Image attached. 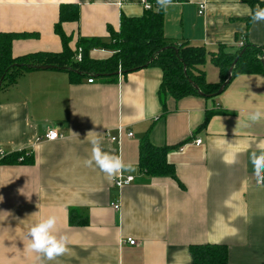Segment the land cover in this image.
I'll list each match as a JSON object with an SVG mask.
<instances>
[{
	"label": "crops",
	"instance_id": "0c3cea01",
	"mask_svg": "<svg viewBox=\"0 0 264 264\" xmlns=\"http://www.w3.org/2000/svg\"><path fill=\"white\" fill-rule=\"evenodd\" d=\"M62 6L77 9L76 21L61 24L71 51L78 39H105L122 16L144 12L138 0H0V33L21 36L12 42L13 57L61 51L54 25ZM250 11L241 0H176L162 9V32L207 53L235 49L242 39L262 46L264 22L247 24ZM110 54L89 51L94 59ZM202 69L207 83L218 82L208 55ZM161 77L156 67L74 81L65 71L33 70L0 90V158L19 151L32 156L30 164H0V264H41L38 254L25 251L26 236L49 215L58 217L70 252L45 264H192L188 248L204 244L226 246L228 264H264V184L250 160L264 142V116L249 119L264 112V75H237L215 97L163 103ZM207 112L213 115L204 124ZM49 131L59 138L45 140ZM96 135L104 151L132 165L134 171L120 175L132 176V183L117 189L116 178L85 166ZM143 138L168 148L181 186L138 171ZM72 210L87 223L71 225Z\"/></svg>",
	"mask_w": 264,
	"mask_h": 264
},
{
	"label": "trees",
	"instance_id": "16d2710c",
	"mask_svg": "<svg viewBox=\"0 0 264 264\" xmlns=\"http://www.w3.org/2000/svg\"><path fill=\"white\" fill-rule=\"evenodd\" d=\"M152 8L144 10L139 17L122 16L117 32L110 31L109 36L102 38H80L76 49L71 51L68 47L69 37L61 31V24L77 20V9L74 6H62L59 10L58 22L54 25V32L60 38L62 49L58 53L36 52L24 56L13 57L11 54L12 42L21 37L16 34L0 33V78L3 87L12 85L16 79L30 67L53 66V70L65 71L70 80H80L87 75L96 77L114 78L117 71L125 76L128 73L148 67L161 70V83L159 98L161 103L166 97L178 101L186 97L205 96L215 94L226 81L229 69L231 79L242 74L264 75V45L255 46L245 42L242 47L229 49L220 47L217 52L207 53L202 46H192L187 43H175L164 37L162 32V8L157 0H147ZM176 1V0H172ZM247 4L251 11L257 4L264 8L260 0H241ZM251 18L247 19V24ZM91 47L109 51L106 58L94 59L89 56ZM80 53V60L75 55ZM207 55L211 64L217 69L219 80L217 83H207L202 67ZM230 79V81H231ZM229 81V82H230ZM164 110V107H163ZM213 115L207 112L204 124ZM167 147H155L146 138L139 143L137 169L146 177H169L177 181L173 165L167 159ZM32 156L23 151L3 154L0 164H30ZM178 185L181 184L177 181ZM71 225H85L86 218L75 210L69 213ZM192 264H228L227 247L224 245H191L188 248Z\"/></svg>",
	"mask_w": 264,
	"mask_h": 264
},
{
	"label": "clouds",
	"instance_id": "9594fccd",
	"mask_svg": "<svg viewBox=\"0 0 264 264\" xmlns=\"http://www.w3.org/2000/svg\"><path fill=\"white\" fill-rule=\"evenodd\" d=\"M157 2L159 8L166 10L171 5L172 0H157ZM250 18L253 25L264 22V8L257 4L255 10L250 11ZM262 116H264V112L257 110L250 114L249 119L255 123ZM90 135H92V132H89L87 136ZM101 144L102 140L100 136H93L91 139V155L84 161L85 166L92 167L95 164L106 174L109 180L117 178L125 171L135 170L132 165L125 164L120 155L104 151ZM258 147L261 149L259 154L253 152L250 160L258 183L264 184V142H261V145ZM234 162L235 159L229 161V163ZM26 239L25 251L38 254L37 259L41 261V264L56 261L58 257L70 252V248L68 247L69 238L65 234H60L58 217L56 215H49L32 224L28 230Z\"/></svg>",
	"mask_w": 264,
	"mask_h": 264
},
{
	"label": "built area",
	"instance_id": "2783aa9c",
	"mask_svg": "<svg viewBox=\"0 0 264 264\" xmlns=\"http://www.w3.org/2000/svg\"><path fill=\"white\" fill-rule=\"evenodd\" d=\"M139 4L142 6L143 10H150L152 8L151 4L147 1V0H138ZM203 11H204V7L203 5H200L198 7V15H202L203 14ZM243 45V41L240 40L237 44V47H242ZM75 59L77 61L80 60V53H79V50L78 52L76 53L75 55ZM88 83H92L93 80L92 79H89L87 81ZM54 134V135H53ZM128 137H131V133L128 134ZM45 140L47 141H54L56 139L59 138V135L57 134V132L55 131H49L46 133V135L44 136ZM111 141H116L117 139L116 138H110ZM194 144L196 146H199L200 145V140H195L194 141ZM133 182V177L132 176H125V177H122V176H118L115 181H114V186L115 188L117 189H121L123 188L124 186H127L129 185L130 183ZM110 206L111 208L114 210V211H118L119 210V203L117 201H113L110 203ZM126 242L129 244V245H133L134 244V241L131 240V239H127Z\"/></svg>",
	"mask_w": 264,
	"mask_h": 264
},
{
	"label": "water",
	"instance_id": "95a60500",
	"mask_svg": "<svg viewBox=\"0 0 264 264\" xmlns=\"http://www.w3.org/2000/svg\"><path fill=\"white\" fill-rule=\"evenodd\" d=\"M235 63H236V60L232 63V66H231V68L229 69L228 77H227L226 81H225V82L219 87L218 91H217L215 94H213V95H211V96H205V95H203L201 92L198 91V89H197V87H196L195 85H193V88H194L195 90H197L199 96H203V97L210 98V97H215V96L219 95V94L223 91V89L227 86V84L229 83V81H230V79H231V70H232L233 66L235 65ZM262 63L264 64V61H262ZM30 68H32V69H34V70H53V69H54L53 66H49V65H45V66H35V67H30ZM263 72H264V66H263ZM115 75H117V76H118V75H122V72L117 71V72L115 73ZM2 81H3V77L0 78V87H1Z\"/></svg>",
	"mask_w": 264,
	"mask_h": 264
},
{
	"label": "snow or ice",
	"instance_id": "6c2138e0",
	"mask_svg": "<svg viewBox=\"0 0 264 264\" xmlns=\"http://www.w3.org/2000/svg\"><path fill=\"white\" fill-rule=\"evenodd\" d=\"M54 135V134H53Z\"/></svg>",
	"mask_w": 264,
	"mask_h": 264
}]
</instances>
